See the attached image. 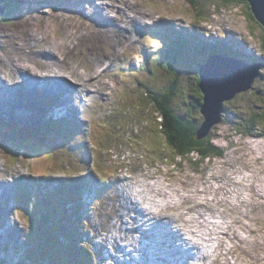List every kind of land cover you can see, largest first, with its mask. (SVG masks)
Masks as SVG:
<instances>
[{
	"label": "rangeland",
	"instance_id": "rangeland-1",
	"mask_svg": "<svg viewBox=\"0 0 264 264\" xmlns=\"http://www.w3.org/2000/svg\"><path fill=\"white\" fill-rule=\"evenodd\" d=\"M26 1H29L30 4L33 3V5L29 4L27 6ZM26 1L23 7L21 6V8L15 12V16L9 19L4 15V12H0V17H2V21H0V113L2 115H5L2 111H5L7 115L10 113L14 115L18 114L19 116L23 114L29 115L27 113L29 107L33 109V111L39 110L43 116L40 104H45V98L49 96L52 97L53 94L57 95L55 100H58V104L69 105L67 102H69L70 97L68 96L67 98V94L65 97L64 94L60 97L57 93H54L55 91L51 88L52 86L50 83L53 82V77L55 78L57 75H62V73L55 68L56 66L61 67V71H63L65 76L73 77L71 70L67 71L66 68L73 69L75 75L78 77L82 74L81 80H83V83L79 81V88L77 89L80 91L81 96H83L80 97L81 99H89V97L92 96L89 89L94 86L97 87L95 93L104 95L106 90L112 85L110 78L115 71L112 87L116 95L110 97L109 101L113 102L115 105L118 103L121 104L125 100L133 104L137 103L138 100H136V98H139V94L135 93V90L128 94V86H124L123 74L125 72L129 74L143 72L144 68L133 64L139 62V58L131 59L125 52V47L127 45L123 44V39L126 38L128 40L130 36L125 35V37H123L116 35V33L118 31H124L126 34H131L132 32L134 35L136 30V32L140 33L143 37L150 36L147 29L149 26L147 22H145L147 20L146 16L148 18H153L155 16L153 12L156 11H158L160 15L166 13H171V15H173L178 13L186 17H183L184 20L183 18L179 20L184 21V24H182L183 27L181 26L182 37L183 33L187 31L185 38L179 41L182 48H177L178 53L174 61L168 60L166 63H162V58H160L161 73L159 74L155 71L151 79L153 85L157 86L156 88L160 90L161 93L173 94L170 104L174 108V113L190 115L198 120H203L202 114L200 113L202 112L201 108H199V112L197 111L195 115V105L203 104L206 97L208 100L217 98L218 95L214 92V90L217 89L215 85L219 84L221 80L234 77V82L229 84L231 85L229 91L238 88V93L234 99L225 100L227 110L230 112L226 119L227 122H225L223 117L215 120V122H213V119L211 120L213 124L210 130L211 135L209 136V140H211L214 145L223 149L222 154H226V158L219 159L220 156L214 154L215 156L211 155L208 157L203 165L199 164L198 161H200V159H198V161L192 159V161H197V164L202 170L206 171L208 169L206 172L211 171V174H209L206 179H199L197 177L198 175L194 174L193 167L181 161L180 158L175 162L168 156V151L165 150V152L163 148L159 146L166 142V147H170V152L173 153L170 141L166 140V131L160 127L158 129H160L161 133L159 132V134H157L154 127L149 126L152 120L156 121L154 118L148 119L149 125H141L140 129L142 131H146L147 129L150 130L154 137L160 138V144L156 145L153 141H149L139 135L138 137L143 146H152L151 149L144 152L141 147L133 148L130 147L128 143L123 142L127 134H131L132 132L137 134L138 129L134 128V130H132L131 125H129L127 130L121 128V123H126V121L123 118V114L116 107L107 108V111L115 113L120 123L112 121V118L109 117L103 108L98 109L97 114H92L90 120L94 122V124L88 129L89 134H87L86 137L80 136L78 138V140H85L84 145L87 157L83 155L84 152L80 144H78V148L75 150L79 152L77 160L82 157L85 164L84 166L78 165L76 168L82 170L90 169L91 171H85L90 176V178L87 176L84 177V180L87 182L85 188L93 187L99 191L100 186L94 177L99 181L101 177H108L109 179L101 183L105 184L107 189L113 190L110 195L105 197L103 193H100V198L97 199V202L89 206V209L91 207V214H93L91 221L93 229L96 231L95 237H97L98 234L100 238L96 241V248L94 247L95 250L93 251L97 252L100 249L99 247L102 246V248H104L102 251L105 257L108 258L107 261L103 263L98 262L97 264H107V262H109L108 264H212V262L213 264H264V138L262 139L256 136L258 133H256L255 136L246 135L249 129L247 123H249L250 116L257 113H264V62L259 61L258 66L253 64L258 74L255 76L256 79L253 83V88L245 91V81L240 77V74L246 72V66L243 67L244 65H239L236 61H233L234 59L228 60L230 58L227 52L225 54L228 59L220 55V49L223 47V43L220 40L221 38H228L231 42H235L233 41L235 39L241 42L239 46L230 43L231 46L239 49V54L235 52V55H233L236 56V58L242 59L244 55H246L247 59L250 57L251 60L255 59V61L258 60L257 57L264 59V26L259 23L256 18V21H247L245 17L246 5L234 3L231 6L229 5L228 8L223 9L217 6V9L214 10L213 7L216 0H197L200 5L204 3L208 4V7H205L207 22L201 24L200 21H196L197 18L194 19V16L198 13V9L193 8L194 3L191 0H137L141 3L143 9L140 10L136 7L133 9L135 16L132 20L137 24L135 30L134 28H132V31L124 30L126 29L125 23H131L129 21L130 16H128L122 20L125 23H120L119 25L121 27H119L115 33L111 34V31H108V27L104 29H102V27L106 23L115 26V22L109 20L110 17H116L114 12L124 16V12L131 8V6L125 2L129 0H75V2H70V4H66L64 2L65 0H54L53 2L47 0ZM77 1L79 5L75 4ZM218 1L221 2V0ZM6 2H8V0H0L1 10L5 9L2 5H6ZM44 2H46L49 7L43 6L42 3ZM249 3L252 12V4L251 2ZM118 4L122 7L116 10L115 8ZM111 11L114 15H112ZM208 13L210 15L213 14L211 20H209L210 16ZM91 22L94 24L92 25L94 28L92 30L89 28ZM208 30H212L210 38H214L206 43H201L199 38L204 36L205 32ZM115 36H117V38L113 40ZM141 41L142 38L138 39V42ZM147 41L150 43V46L157 48L156 44L158 41L156 39L151 37L148 38ZM115 43L123 45H120L118 48L114 45ZM244 43L247 47L246 49L242 46ZM136 47L137 42H134L132 50L136 51ZM137 51H139V49ZM144 51L146 55H151L155 52L153 50L146 52L145 49ZM117 54H122L124 59L121 58L120 62L114 61ZM107 61L111 62V65L104 69L103 67ZM75 62L80 64L81 68L86 71V73L81 72L78 67L75 66ZM151 63L152 62H149L148 64ZM49 68H51V70H48ZM228 68H233L236 75L234 73L227 74L221 72V70ZM252 70L253 69H250L249 71ZM100 74H102L101 78H99ZM24 76H26V78ZM137 76L139 75L137 74L136 77ZM70 77L67 78L69 79ZM142 77L147 79V77L150 76L146 73L142 75ZM159 77L163 79L159 80ZM7 78L8 80H6ZM20 81H22V83H20ZM132 81L134 82L133 79ZM141 83L142 86L143 83L147 86L148 82L142 81ZM14 84H18V86L15 88ZM37 85L41 87V90L38 89ZM48 85L51 87H48ZM69 85L71 86V84ZM85 85H88V87H85ZM54 86L56 88L58 87V85ZM142 86L138 87V89L142 90ZM211 86H213V89H209ZM29 91L31 93L34 91L35 94L32 96L31 93L29 94ZM19 93H22L24 96L21 95L17 97L16 95ZM118 93L127 95V99H121L120 97L122 96L118 95ZM80 94H78V96ZM234 94L235 93H231L230 95L233 97ZM29 95H31L30 98ZM40 98L41 100L36 102ZM148 99L151 102L150 96ZM225 101H221L223 106L225 105ZM145 102L148 103L146 100ZM57 103L53 105V103L49 102L47 110H49V112L53 111L54 109L52 108L56 106ZM83 104L85 103L83 102ZM106 104L108 106L110 105L108 102H106ZM160 105L161 104H159V106ZM259 105L263 107L262 110H260ZM127 108L132 107L127 104ZM17 111L18 113H16ZM1 114L0 125L4 126L6 123L13 124V122L6 121L5 118H2ZM149 114L154 115L153 110H150ZM64 116L68 117L70 123L73 122L69 110H66L65 113L62 114L63 118ZM34 117L37 116L30 117V124L25 120V117H21L20 119L23 120L25 123L24 125L28 124L33 127L34 130L38 131V127L41 126L38 125V123L45 120L37 122V118L34 119ZM98 118H101V122H95ZM235 120L243 124L240 126V129L237 127L239 124H236ZM138 121H140V118H135L133 120L134 123ZM83 122L84 127H86V122L84 120ZM157 124L160 125L159 122H157ZM157 124L155 125L156 127ZM259 124L260 129L264 130V120L259 121ZM38 132L40 135H46L40 131ZM8 139L10 140L9 142ZM20 140V134L17 135L15 127L12 128L11 133L7 131H3V133L0 132V141H4L2 144L0 142V144L5 145L6 150H11V142L13 148L17 149L18 147L20 151H22ZM53 141H55V138L46 139L48 144H51ZM63 141L67 142V140ZM120 141L123 143V147L118 146ZM24 150L25 153H30L31 155L24 156L23 153L19 155L18 159L20 162L23 161V163L18 167L17 178L15 179L16 184H31L30 180H23V169L25 167L31 166L33 169L34 165L41 166L42 164L44 168L48 169L47 164L49 165L50 162H52L56 168L63 169L66 167L69 160L63 157L64 154L56 153L51 160H48L41 152L33 154L31 149ZM2 151L3 149L0 147L1 167L7 165L6 161H8V159L5 157H9L7 152L2 153ZM127 151L128 156L126 159H121V154ZM129 151L136 155L131 156ZM187 153L188 152L183 155ZM246 153L248 158L252 157V160L249 159L248 165H246ZM92 155H94L95 160L99 164L96 170L91 167ZM190 156L197 157L198 154L191 152ZM85 158L88 159L87 162ZM68 163L71 165L70 162ZM33 171L35 172L34 169ZM134 171H139L138 173L142 174L141 179L131 173ZM254 172H258L261 179L258 181L253 180V182L248 181L245 173L250 174ZM4 173L6 174L0 171V174L7 176L5 178H10L15 175L14 173L11 174V168L9 171L4 170ZM222 173L224 179L220 177ZM34 174L37 177H46L49 179L58 176L57 171L51 169L48 171H38ZM66 175L74 177L73 172L62 174L63 177ZM179 175H182L181 179L177 177ZM212 175L219 179V181L216 180L215 184L222 185L214 187L212 179L209 178ZM123 177L137 179L135 181L126 182ZM230 178L242 181H234V183H232L227 180ZM118 179L120 183L115 182ZM138 181H140L141 184L160 181L164 190L165 187H170L171 189H168V191L173 192L175 195L179 193L177 191H180V194L185 196L183 197L184 202H182V205L185 203V208H183L182 205L178 207V204H180L179 201L176 202L175 207H167L166 205L172 202V199L163 198L160 191L156 192L157 194L154 193L152 185H150L151 188L145 193L152 196L155 205L157 204L156 200H159L158 202L163 200L162 203L164 202V205L162 204L163 207H161L165 209V215L159 214V216H157L155 220L157 227L152 225V223L149 225L144 224V226L146 225L147 227V231L145 232L146 229H144V231L141 232L138 228L143 227L141 226L143 217L137 218L138 222L133 220L134 217H139L142 213L141 210H145L150 215H153V210L156 208L154 212L158 213L157 209H159V206L151 207V198L143 197H141L143 200L149 202L148 210L139 204V200L128 186V184L133 183V185L139 188L137 185ZM79 184V182L75 183L76 186H79ZM233 184L237 185L234 186ZM71 185L72 186H69V184H62L56 188L57 185L54 184L51 189L59 191L61 188H66L68 190V195L72 196L71 199H76L77 197L73 189L74 183ZM46 186L50 187V184H46ZM7 187L12 189L11 184ZM196 187L200 189H197L195 194L202 193L204 188L206 190V193L200 196L205 198V203L200 204V206H205L199 213L195 209V206L192 205L195 202V194L193 192ZM27 188L30 189L31 192H36L34 191L36 189L34 186L25 187V189ZM174 188L176 193L174 192ZM214 188H216V190L222 188L223 193L215 191ZM241 188H244L245 191L242 192ZM224 191L226 192L225 194ZM228 192L230 194H228ZM123 193H127L126 195L132 196L135 200L133 199V201L129 203L126 202L127 199L123 201ZM17 194L18 191L15 190L14 197L12 196V198H9L8 206H4L0 202V214H4L5 209L7 213L10 212V215L14 217L12 218V223L15 225L16 229L15 233L12 230L13 235L9 238L8 233L11 231L10 224L12 225V223L9 224L8 216L1 217V222L7 219V221L4 222L7 225L0 226V248L1 245L5 243V239H9L11 245H4V250L0 252V263L5 262L2 259H7L6 264H31V259H28V256L30 254L35 256L39 253V249L35 237L30 240L31 244L29 242L28 234L33 232L32 222L28 217L24 218L23 214L17 211L18 206L15 205L13 207V201H15ZM239 196L241 199H238ZM113 200L115 201L113 202ZM22 202L33 206L35 210H40L33 195L23 199ZM135 204L141 209L138 206H134ZM123 206L130 210V214H127ZM100 212L103 214L94 219V216ZM169 218L172 219L168 221ZM73 220L74 219L65 222L63 218L62 221L64 223L60 224L59 230L61 231L58 232H67L65 224H71ZM114 223L115 226L112 227ZM192 225H196V227L192 229L197 228V236L194 234L188 235L187 233V229H191ZM124 226H126L127 231L122 238L120 230L123 229ZM96 229H99V231ZM159 229H161V232H159ZM170 230L175 231L171 233ZM183 236L186 238H193V244H197L196 247L206 248L208 251L207 255L201 256V253L199 254V252H196V248L186 250L185 247L187 245L184 246L186 240ZM142 237H146L145 242L138 243L137 239ZM169 238L173 240L164 241ZM46 240L47 244L51 242L48 240L56 241L57 234L53 232L50 238L47 237ZM25 241L29 243V246H23L25 245ZM114 244H116L117 247L114 248ZM93 246L94 243H92V247ZM134 250L137 251L135 252ZM43 251L44 255L47 254L46 250ZM193 251L196 253L194 254ZM217 252L219 253L217 254ZM127 254H133V256L130 255V258H127ZM87 257H90V255L87 254ZM42 259L44 264L53 263L52 259L50 260L48 257H42ZM119 259L120 261L117 263L116 260ZM203 260H205V262Z\"/></svg>",
	"mask_w": 264,
	"mask_h": 264
},
{
	"label": "trees",
	"instance_id": "trees-1",
	"mask_svg": "<svg viewBox=\"0 0 264 264\" xmlns=\"http://www.w3.org/2000/svg\"><path fill=\"white\" fill-rule=\"evenodd\" d=\"M194 3V7H200V4L197 0H191ZM226 4L229 2L232 3V5L235 3H241L246 5V15L249 18V20L256 21L255 16L253 14V11L251 12V5L250 3L242 0H224ZM23 3V0H8L7 5L9 7V10L5 12L4 15H6L9 18L15 16V12L21 8ZM249 9V11H248ZM3 13V12H2ZM0 21H2V17H0ZM259 22V21H258ZM3 23V22H2ZM260 23V22H259ZM263 51H264V45H263ZM177 54L171 52L167 56L171 61H173V56H176ZM260 61L264 62V59L261 58ZM173 94H166L165 97L159 101L161 105L165 106V109L162 111V121L159 122L160 125H162L164 128V131L167 133L168 139H170L171 145L174 148V152L176 153V158L182 157L184 153L186 152H194L199 150L201 153H207V154H222L223 150L214 145L211 140L208 141V136L202 137L200 139H197L196 136H198V132L200 133L202 129L200 128V122L198 119L194 117H185L184 115L174 113L172 111L173 108L170 107V99L172 98ZM171 108V109H170ZM200 105H195L196 111H199ZM168 109V110H167ZM263 109V108H262ZM260 109V110H262ZM230 112H226V115H229ZM227 119V117H226ZM264 120V113H257L252 116H250L249 123H247L248 130L246 132V135L248 136H254L256 133L259 135H264V130L260 129L259 121ZM23 122V121H22ZM240 121H236V124H239L237 126L240 129V126H242V123H239ZM250 124V125H249ZM13 125V124H11ZM11 125L6 123L4 126L0 125V132L3 133V131H7L10 133ZM14 126H16L14 124ZM33 127L28 126H22L20 130H25L29 132L39 133L37 130H31ZM201 129V130H200ZM240 131V130H239ZM241 132V131H240ZM243 133V132H242ZM33 135H29L27 138V142H24L26 144V150L31 149V143H33L32 139ZM23 137V136H22ZM24 138V137H23ZM65 177H72L70 175H66ZM27 191L31 192L30 189H26ZM28 194H23L18 191L16 200L22 201L25 198H28ZM66 199H64L65 204L63 205L64 208L67 210V214L63 217L65 218V222H68L72 219H74L71 224H65V228L67 229V232L61 233L56 232L57 234V240H48L51 241L50 243H46V239L44 236L42 238L39 237V239L44 243V247H38L39 253L34 255H29L28 259H31V264H44L42 257H48V259H52V264H94V255L92 254L93 250H90V245L88 242L84 240V236L86 235V232L82 229L80 226V221L77 219V213L78 211H74L76 214L69 213L70 211L67 208V203L70 201H76V199H71L72 196H66ZM48 199V198H47ZM46 199V200H47ZM48 201V200H47ZM49 202V201H48ZM39 206V205H38ZM31 208L34 210L35 214L37 212V209L35 210L33 206ZM40 210L38 211V214L41 216L40 219H38V225L39 228L36 226V236H38L41 232L42 225H43V218H42V209L39 206ZM75 217V218H74ZM48 221L45 218V222ZM59 222L64 223L62 220H59ZM59 222L56 223V225L59 224ZM44 235L48 236L50 238V235L53 234L52 230L48 229V226L46 224L45 227H43ZM29 242L32 238L31 234H28ZM31 244V242H30ZM38 244V243H37ZM46 250L47 254L44 255V251ZM87 254L91 256L87 257ZM40 255V257H39ZM48 255V256H47ZM53 257V258H52ZM20 260V259H19ZM34 262V263H33Z\"/></svg>",
	"mask_w": 264,
	"mask_h": 264
},
{
	"label": "bare ground",
	"instance_id": "bare-ground-1",
	"mask_svg": "<svg viewBox=\"0 0 264 264\" xmlns=\"http://www.w3.org/2000/svg\"><path fill=\"white\" fill-rule=\"evenodd\" d=\"M1 6V5H0ZM4 10L5 9H2L0 12H4ZM26 30V29H25ZM224 41V40H223ZM169 42V41H168ZM225 43V42H224ZM223 43V44H224ZM169 44H170V42H169ZM225 46H227V47H229L230 46V44H228V43H225ZM234 51L236 52V54H239L238 53V51H236V49H234ZM246 63V62H245ZM55 74H57V73H55ZM102 74H100V77L99 78H101L102 76H101ZM59 76H62V75H59ZM58 75L54 78L53 77V79H56L57 77H59ZM99 76V75H98ZM20 77V76H19ZM62 77H67V76H62ZM80 77V79L82 78V74H81V76H79ZM33 79H35L34 77H32ZM28 79H30V78H28ZM27 80V79H26ZM67 80H68V78H67ZM80 83H81V81H80ZM16 85V84H15ZM50 85H51V83H50ZM50 85H48V87L50 86ZM68 86H70L69 84L68 85H66V88L68 87ZM51 87V86H50ZM54 87V88H53ZM85 87H88V85H85ZM51 88H53V90H60V92H59V96L61 97L62 96V94H65L66 95V90H62V89H64V87L61 85V84H59L58 85V87L56 88L55 86H52ZM62 92V93H61ZM54 93H56V92H54ZM77 93L78 94H80V91H78L77 90ZM82 93V92H81ZM14 95H15V93H14ZM13 95V96H14ZM65 95H64V97H65ZM80 97H83V96H81V94L79 95ZM59 97V98H60ZM58 98V99H59ZM11 100V99H10ZM58 101V100H57ZM36 117H34V119H35ZM33 119V120H34ZM21 121H23L22 119H21ZM31 127V126H30ZM207 134H210V130H207ZM45 137H48L49 138V135L47 136V134L45 135ZM85 160H86V162H87V158H85ZM65 177V176H64ZM71 178V177H70ZM83 180H84V178H83ZM77 182H79L80 184H79V186H76L75 185V183H74V185H73V189H74V191H75V195H76V197L78 198V200H76V201H70L69 203H67V208H68V210L70 211L69 213H71V212H74V211H78V213L76 214L77 215V218L79 219V221H80V226L82 227V229L86 232V235L87 236H84V240L86 241V242H88L90 245H88L89 247H90V250H94L93 249V247H92V243H94L95 245H96V241L97 240H99L100 238H99V236H98V234H97V237H95L96 236V234H95V230L93 229V226H92V221H91V217H93V214H91V207H90V209L86 212V213H84L83 215H82V217H80V215H79V213L82 211V210H84V206H83V203L81 202L82 201V197H83V195L84 194H96V190H98V189H94L93 187H91V188H85V186L87 185V182H85V180L84 181H81V179H79V181H77ZM56 185H57V187L56 188H58L59 186H60V184H58V183H55ZM150 185H152V189H153V191H154V193H156V192H161L162 193V195H163V198H171L172 199V202H169L168 203V205H166L167 207H171V206H174L175 207V205H176V202L177 201H179L180 202V204H178V207H180V205H182V202H184L183 201V197H185L183 194H180L181 192L180 191H177V192H179V193H177V195H175L173 192H171V191H168V189H171L170 187H165V190L163 189V185L160 183V181H156L155 183H152V182H150ZM54 186V184H50V187L52 188ZM69 186H72L70 183H69ZM55 188V189H56ZM79 189H80V191H79ZM151 189V190H152ZM175 189V188H174ZM72 190V189H71ZM54 191V190H53ZM78 191H79V193H78ZM99 191H101V188L99 189ZM173 191V190H172ZM147 192V191H146ZM100 193L101 192H99L98 193V195L96 196V198L92 201V205H94L95 203L94 202H96V199H97V197H99V195H100ZM176 193V192H175ZM124 194V193H123ZM127 194V193H126ZM157 194V193H156ZM128 196V198L129 199H131V200H135V198H133L132 196H130V195H127ZM142 197L143 198H151V207H157V206H159V209H157V212L158 213H155L154 211L156 210V208L153 210V215H150L149 213H147L146 211H142V213L139 215V217L137 216V217H134V221L135 222H138L137 221V218L139 219L140 217H143V222H142V224H141V226H144V224H147V225H149V224H151L152 223V225H154L155 227H157V225H156V218H157V216H159V214L162 212V213H164V210L165 209H163L162 207V204L164 203H162V201H160V202H158L157 200H156V205L154 204V202H153V198H152V196H149L148 195V193L146 194L145 192H144V194L142 195ZM9 198H12V196L10 195V193H8V192H6L5 194H3L1 197H0V202L4 205V206H8L9 205ZM16 198H17V196H16ZM16 198H15V203H16ZM47 198V197H46ZM166 199V200H167ZM165 201V200H164ZM175 203V204H174ZM164 205V204H163ZM162 206V207H161ZM124 207V206H123ZM131 208V207H130ZM140 208V207H139ZM145 208V207H144ZM177 208V207H176ZM124 209H125V211L127 212V214H130V210L129 209H127V207H124ZM141 209V208H140ZM5 212H6V209H5ZM75 218V217H74ZM172 218H169L168 219V221L169 220H171ZM121 220V219H120ZM5 221H7V219H4V221H2L1 223H4ZM155 221V222H154ZM203 222H204V220H203ZM201 223H202V221H201ZM187 225V224H186ZM219 225V224H218ZM0 226H3V225H1L0 224ZM115 226V223H114V225L112 226V227H114ZM194 227H196V225H192L191 226V229H187V233H188V235L189 234H194V235H198V231H197V228L196 229H192V228H194ZM88 229V230H87ZM114 229V228H113ZM181 229V228H180ZM216 229V228H215ZM97 231H99V229H96ZM103 230V229H102ZM217 230V229H216ZM126 231H127V228H126V226H124V228L123 229H121L120 230V235H121V237L123 238V236H124V234L126 233ZM131 231V230H130ZM147 231V228H146V230H145V232ZM175 231V230H174ZM174 231H172V230H170V232L171 233H173ZM104 232V231H103ZM142 232V231H141ZM170 232H169V235H170ZM212 232V231H211ZM181 233H184V232H181ZM180 233V234H181ZM203 234V233H202ZM210 235V234H209ZM213 236V235H212ZM212 236H210V237H212ZM101 237V236H100ZM106 237V236H105ZM165 237V236H164ZM171 237V236H170ZM183 238H185V244H184V246H186L185 247V249L186 250H188V249H191V248H196V252H199V254L201 253V256L203 255V256H206L207 255V253H208V251H207V249L206 248H201V247H196V245L195 244H193V238H186L185 236H183ZM221 238V237H220ZM113 240V239H112ZM170 240H173L172 238H169V239H166V240H164V241H170ZM209 240V239H208ZM224 242V241H223ZM181 243H182V241H181ZM160 244V243H159ZM199 244V243H198ZM115 246H114V248L115 247H117L116 246V244H114ZM216 245V244H215ZM221 246V245H220ZM223 246V245H222ZM215 247V246H214ZM100 249L97 251V253H99L100 251H102L104 248H102V246L101 247H99ZM158 249V248H157ZM148 251V250H147ZM93 253V255H94V264H97L98 262L100 263V261H99V259H96V252L95 251H92ZM103 252V251H102ZM129 252V251H128ZM149 252V251H148ZM162 252V251H161ZM194 252V251H193ZM196 252H194V254L196 253ZM219 252H217V254H218ZM115 254H116V252H115ZM217 254H216V256H217ZM102 256H104L105 257V255H104V253H102ZM157 256H159V255H157ZM198 256H200V255H198ZM161 258V257H160ZM108 260V258H104V261H102V262H105V261H107ZM119 261H120V259L119 260H116V262L117 263H119ZM204 262H205V260H203ZM109 262H107V264H108ZM2 264V263H1ZM212 264H213V262H212Z\"/></svg>",
	"mask_w": 264,
	"mask_h": 264
},
{
	"label": "water",
	"instance_id": "water-1",
	"mask_svg": "<svg viewBox=\"0 0 264 264\" xmlns=\"http://www.w3.org/2000/svg\"><path fill=\"white\" fill-rule=\"evenodd\" d=\"M242 1L251 2L252 10L253 13L255 14V18L264 26V0H242ZM229 80H230L229 78L228 79L226 78V80H221L219 84L217 85L214 84L217 87V89L214 90V92H216L218 95L217 98L208 100L206 97L204 103L202 104V113L207 117V121L204 125L208 123L209 117L212 118L213 120L220 119L221 113L223 112L221 101L223 100L225 101L233 98L235 94L233 95V97L230 94L237 92L238 88L229 91L231 88V86L229 85L231 83V80L230 81ZM209 89H213V86H211ZM2 250L3 249L0 248V252ZM2 260L5 262L4 263L1 262V263L6 264L7 259H2Z\"/></svg>",
	"mask_w": 264,
	"mask_h": 264
},
{
	"label": "clouds",
	"instance_id": "clouds-1",
	"mask_svg": "<svg viewBox=\"0 0 264 264\" xmlns=\"http://www.w3.org/2000/svg\"><path fill=\"white\" fill-rule=\"evenodd\" d=\"M255 136V135H254Z\"/></svg>",
	"mask_w": 264,
	"mask_h": 264
},
{
	"label": "flooded vegetation",
	"instance_id": "flooded-vegetation-1",
	"mask_svg": "<svg viewBox=\"0 0 264 264\" xmlns=\"http://www.w3.org/2000/svg\"><path fill=\"white\" fill-rule=\"evenodd\" d=\"M235 49V48H234Z\"/></svg>",
	"mask_w": 264,
	"mask_h": 264
}]
</instances>
